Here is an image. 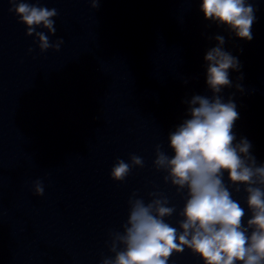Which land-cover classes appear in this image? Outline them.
I'll use <instances>...</instances> for the list:
<instances>
[{"label": "clouds", "instance_id": "clouds-1", "mask_svg": "<svg viewBox=\"0 0 264 264\" xmlns=\"http://www.w3.org/2000/svg\"><path fill=\"white\" fill-rule=\"evenodd\" d=\"M91 8L100 0H88ZM26 35L34 36L43 53L59 51L63 39L50 42L56 34L55 8L40 7L26 0H9ZM200 10L206 20L223 25L238 38L252 40L255 9L248 0H202ZM215 47L207 51L206 83L213 93L209 98L194 95L188 104L189 118L168 136L169 156L156 146L153 165L165 173L170 183L183 194L184 206L177 226L167 222L176 212L169 199L152 192L150 202L133 193L122 231L109 233V251L113 254L101 264H168L174 253L185 249L198 256L203 264H264V164H258L246 138L238 142L232 129L239 118L234 102H224L220 93L232 87L230 70L239 71L236 57L225 51V37L216 35ZM32 49H29L31 52ZM242 78V77H241ZM242 90L240 85H236ZM142 157L130 156V163L117 159L111 179L123 182L133 167H143ZM227 173L228 183L225 182ZM32 191L43 196V180L32 182ZM246 194V206L233 193ZM248 219L245 222V216Z\"/></svg>", "mask_w": 264, "mask_h": 264}]
</instances>
